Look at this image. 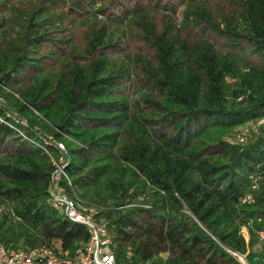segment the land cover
Returning a JSON list of instances; mask_svg holds the SVG:
<instances>
[{
	"label": "trees",
	"instance_id": "16d2710c",
	"mask_svg": "<svg viewBox=\"0 0 264 264\" xmlns=\"http://www.w3.org/2000/svg\"><path fill=\"white\" fill-rule=\"evenodd\" d=\"M262 117L264 0H0V244L88 241L48 201L60 143L116 264H264V128L229 142Z\"/></svg>",
	"mask_w": 264,
	"mask_h": 264
},
{
	"label": "built area",
	"instance_id": "2783aa9c",
	"mask_svg": "<svg viewBox=\"0 0 264 264\" xmlns=\"http://www.w3.org/2000/svg\"><path fill=\"white\" fill-rule=\"evenodd\" d=\"M245 126L239 128L232 139H229L230 143L243 146L252 136V131L264 128V117ZM56 149L60 157L57 162L52 160L55 170L49 179L48 201L67 221L83 226L89 235L88 241L72 255L68 252H55L44 246L27 251L22 248H5L0 244V264H116L112 252L110 227L99 218L106 208L81 199L73 191L67 193L66 187L70 186V182L60 166L65 150L60 143L56 144ZM260 181L261 173L249 177V189L241 198V205H250L254 202L252 193ZM256 238L258 245L264 250V230L256 232ZM245 239L247 240L246 235ZM233 256L238 258L240 264L245 263L243 257Z\"/></svg>",
	"mask_w": 264,
	"mask_h": 264
},
{
	"label": "rangeland",
	"instance_id": "374dc122",
	"mask_svg": "<svg viewBox=\"0 0 264 264\" xmlns=\"http://www.w3.org/2000/svg\"><path fill=\"white\" fill-rule=\"evenodd\" d=\"M245 127L246 126H243V128H245ZM258 134H259L258 131H252V133H251L252 137L250 136V138L254 139L255 136H257ZM243 234L246 235L245 230H243ZM257 247H258V245L256 244L255 248H257ZM166 259H167V255H162L159 258V260H160L161 263L165 262Z\"/></svg>",
	"mask_w": 264,
	"mask_h": 264
}]
</instances>
